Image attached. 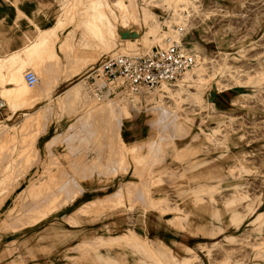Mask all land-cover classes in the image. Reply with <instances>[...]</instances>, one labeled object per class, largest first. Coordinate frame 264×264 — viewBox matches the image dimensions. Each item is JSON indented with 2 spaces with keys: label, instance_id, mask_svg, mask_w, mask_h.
Masks as SVG:
<instances>
[{
  "label": "rangeland",
  "instance_id": "1",
  "mask_svg": "<svg viewBox=\"0 0 264 264\" xmlns=\"http://www.w3.org/2000/svg\"><path fill=\"white\" fill-rule=\"evenodd\" d=\"M56 12L36 53L9 61L10 91L0 78V264H264V0ZM171 40L194 69L148 94L87 91L103 60Z\"/></svg>",
  "mask_w": 264,
  "mask_h": 264
},
{
  "label": "built area",
  "instance_id": "2",
  "mask_svg": "<svg viewBox=\"0 0 264 264\" xmlns=\"http://www.w3.org/2000/svg\"><path fill=\"white\" fill-rule=\"evenodd\" d=\"M195 66V57L178 40H171L163 47H153L141 57L118 55L103 60L85 76L87 91L100 99L103 88L95 79L104 83L120 80L131 94H148L166 85ZM24 84L31 88L37 79L31 71L22 74ZM121 84V85H122ZM4 102L0 99V109Z\"/></svg>",
  "mask_w": 264,
  "mask_h": 264
},
{
  "label": "crops",
  "instance_id": "3",
  "mask_svg": "<svg viewBox=\"0 0 264 264\" xmlns=\"http://www.w3.org/2000/svg\"><path fill=\"white\" fill-rule=\"evenodd\" d=\"M58 1L0 0V78H3L4 83L9 85L4 87V90L10 91L13 87L8 83L9 61L13 60L16 63L19 56V60L25 63L27 59L23 58V52L36 53L33 52L34 43L37 42L40 34L52 30L55 26ZM153 24H155L154 21L149 27L151 33L154 28ZM42 38L46 39V35ZM55 130L50 127L40 134L36 139L37 147L44 148L52 138L50 136L52 131Z\"/></svg>",
  "mask_w": 264,
  "mask_h": 264
},
{
  "label": "bare ground",
  "instance_id": "4",
  "mask_svg": "<svg viewBox=\"0 0 264 264\" xmlns=\"http://www.w3.org/2000/svg\"><path fill=\"white\" fill-rule=\"evenodd\" d=\"M94 21H95V20H94ZM195 60H196V59H195ZM196 66H197V65H195V67H196ZM195 67H194V68H195ZM194 68H193V69H194ZM186 73H187V72L183 73L181 76H183V75L186 74ZM13 76H14V75H13ZM181 76H180V77H181ZM14 78H15V77H14ZM15 79H16V78H15ZM20 81H21V80H20ZM20 81H19V82H20ZM13 83H14V82H13ZM34 86H35V85H34ZM34 86H32V87H34ZM32 87H31V88H32ZM0 99H1V98H0ZM58 185H59V184H58ZM65 188H68V187H67V186H65V187H61V188H58L57 190H58V191H60V190L64 191ZM120 189H121V188H120ZM57 190H56V191H57ZM117 195H118V197H120V191H119V190L117 191Z\"/></svg>",
  "mask_w": 264,
  "mask_h": 264
}]
</instances>
